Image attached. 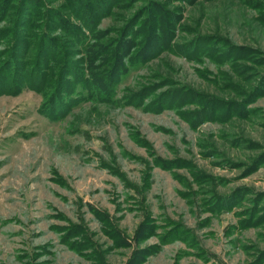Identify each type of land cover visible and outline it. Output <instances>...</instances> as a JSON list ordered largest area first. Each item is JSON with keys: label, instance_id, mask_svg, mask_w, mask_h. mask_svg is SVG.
I'll return each instance as SVG.
<instances>
[{"label": "rangeland", "instance_id": "rangeland-1", "mask_svg": "<svg viewBox=\"0 0 264 264\" xmlns=\"http://www.w3.org/2000/svg\"><path fill=\"white\" fill-rule=\"evenodd\" d=\"M41 4L48 85L0 42V264H264V0Z\"/></svg>", "mask_w": 264, "mask_h": 264}, {"label": "trees", "instance_id": "trees-1", "mask_svg": "<svg viewBox=\"0 0 264 264\" xmlns=\"http://www.w3.org/2000/svg\"><path fill=\"white\" fill-rule=\"evenodd\" d=\"M41 2H42V0H20L19 4L17 5V7L15 9V13H13L14 14L13 15V17H14V19H13V22H14L13 30L12 29L6 30V29H3L2 27H0V42L5 41V43L8 45V49L11 47H12V50L16 49L17 52L19 54H21V55H18L21 58L25 57V59H26L31 53V48L34 46L38 47L36 49L35 59H34L35 63H36L35 64V70H39L38 68H40V66H43V68L45 69V71L47 73H45V72L42 73L43 71H41V74H39V76H38L39 78L34 77V76L26 77L24 74V71L22 70L21 72H18L16 74L17 76L13 77V80L16 79V80H19V82L28 83L29 85H31L32 87H35V88L41 87L43 85L45 87L46 85H48V82H50V77H52V76L49 74V72L54 71V68H56V66L53 64H55V61L57 60L58 56L60 55V52H61L60 40H62L60 37L57 38L55 36H53L51 38L50 37L51 35L49 36L47 34V31H48L47 29H46L47 31H45V29H41V36H40L38 44L37 43L33 44L34 43L33 40L29 41V38L33 39V36L36 35L35 30L33 29V28H36L35 26H37V25H35V23H33L34 22L33 20L35 18L39 19L40 27L44 24H49L47 21V15H46L45 11L40 9L42 6ZM11 8H12L11 6L7 7L6 11H4V14L2 16H0V22L2 20L8 19V14L11 12ZM38 9L40 11H38L35 14L34 11H37ZM31 11H33V13ZM143 14H145V13H143V11L140 10V12L138 13L139 16H137V18L135 19V22L138 23L140 18H142ZM28 18H30L31 20H29ZM136 24H133V25L136 26ZM49 28H53V27L48 26V29ZM131 28L133 29V26ZM24 29L30 30V32H29L30 37H28V33L27 32L25 33ZM24 34L28 37V39H26V40L24 39V36H25ZM70 34H73V33H70ZM8 36H12V38L8 39ZM71 36L76 37L78 39L77 35H71ZM76 38H74L75 41H77ZM30 42H32V43H30ZM44 42L47 44L45 49H43L44 48ZM149 43H150V41H149ZM90 45L91 44L88 43L85 47L90 46ZM148 46H149V44H148ZM85 47H83V48H85ZM83 50L86 53V51H85L86 49H83ZM145 51L147 52V49L144 50V52ZM81 54H83V53H81ZM23 55H25V56L23 57ZM47 56H48V58L45 61V58ZM79 61L80 62H75V64H79L85 60L79 59ZM15 65L16 64L14 63V66ZM18 65L21 67L23 66L21 63H18ZM61 72H63V71L61 70L60 72H58L59 76L61 75ZM0 74H1V69H0ZM75 74H77V73H75ZM58 75H56L57 79L58 78L60 79V77ZM0 77H1V75H0ZM0 81L4 82V84L7 83V81L5 82L4 78L3 79L0 78ZM4 84H3V86H4ZM3 86L0 85V87H1L0 88V94H4L6 92H9L10 88L7 89ZM14 86H15V84H14ZM18 86H20V85H18ZM20 88L21 87H18L17 91H19ZM66 90L67 89L65 88V91Z\"/></svg>", "mask_w": 264, "mask_h": 264}]
</instances>
